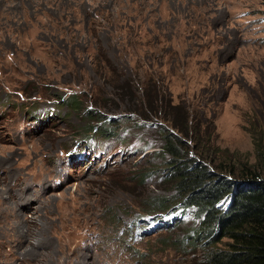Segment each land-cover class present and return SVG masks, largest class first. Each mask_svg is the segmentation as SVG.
<instances>
[{
    "label": "rangeland",
    "instance_id": "1",
    "mask_svg": "<svg viewBox=\"0 0 264 264\" xmlns=\"http://www.w3.org/2000/svg\"><path fill=\"white\" fill-rule=\"evenodd\" d=\"M104 54L118 74L142 86L148 72L183 103L223 149L224 170L260 168L264 0H0V264L200 257L172 246L184 232L180 218L138 229L148 197L169 190L155 175L136 176L151 160L145 145L160 142L154 126L122 123L121 138L90 143L82 113L58 103L60 114L44 115L56 94L76 91L90 108L96 98L109 116L127 114L133 101L102 99L121 84L94 64H107ZM19 224L29 235L16 234Z\"/></svg>",
    "mask_w": 264,
    "mask_h": 264
},
{
    "label": "trees",
    "instance_id": "2",
    "mask_svg": "<svg viewBox=\"0 0 264 264\" xmlns=\"http://www.w3.org/2000/svg\"><path fill=\"white\" fill-rule=\"evenodd\" d=\"M103 58L107 64L100 57L94 59V64L102 74L116 78L115 82L121 79V84H114L110 94L104 93L102 99L115 96L122 102L133 101L126 108V115L109 116L104 109L106 105L96 98L90 108L83 98H87L86 92L76 91L66 98L58 93L54 104L57 109L58 103H62L61 106L65 104L82 113L89 121L86 126L89 138L96 135L121 138V124L126 122L131 123V130L155 127L160 142L145 145L152 149L151 160L136 176L143 181L155 175L169 190L148 197L143 213L138 216V229L164 228L180 218L184 232L171 242L172 246L200 254L196 264H264V149L261 144H258L260 168L244 163L239 168L232 164L229 170H224L222 162L217 163L220 159L217 155L223 149L215 145L211 131H203V125L183 103L172 101L148 72L139 86L133 78L118 74L105 54ZM52 111H46L47 117L55 116L57 110ZM225 239L226 246H220Z\"/></svg>",
    "mask_w": 264,
    "mask_h": 264
},
{
    "label": "bare ground",
    "instance_id": "3",
    "mask_svg": "<svg viewBox=\"0 0 264 264\" xmlns=\"http://www.w3.org/2000/svg\"><path fill=\"white\" fill-rule=\"evenodd\" d=\"M92 153H94V152H91V154H92ZM84 160H85V159H84ZM19 196H20V195H19ZM25 198H26V197H25ZM10 204H12V203H10ZM12 207H13V205H12ZM19 211H20V210H19ZM19 211H18V212H19ZM10 212H11V211H10ZM24 222H25V220H24ZM20 223H21V222H20ZM22 224H23V222H22ZM22 224H19V226L16 225V227L19 229V230L17 229V230H18V233H16V234L19 235V236H20V235H29L28 232L30 233L31 231H30L27 227H25V225L23 226ZM12 225H13V223H12ZM28 225H29V220H27V224H26V226H28ZM21 226H23V227H21ZM20 227H21V229H20ZM19 232H21V233H19ZM22 238H23V236H22ZM29 241H30V240H29ZM29 241H28V242H29ZM34 248H35V247H34ZM34 248L31 250V252H32L33 254H36L37 251H36ZM37 254H38V253H37ZM78 263H79V262H78Z\"/></svg>",
    "mask_w": 264,
    "mask_h": 264
}]
</instances>
